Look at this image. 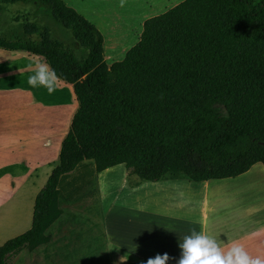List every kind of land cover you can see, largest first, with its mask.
<instances>
[{
    "label": "trees",
    "instance_id": "trees-1",
    "mask_svg": "<svg viewBox=\"0 0 264 264\" xmlns=\"http://www.w3.org/2000/svg\"><path fill=\"white\" fill-rule=\"evenodd\" d=\"M29 2L51 9L80 54L28 21L21 36L2 28L0 48L42 57L72 85L78 109L30 229L0 246V264L48 242L62 214L60 183L86 161L96 173L124 165L149 182L221 180L264 166V0H182L145 20L111 65L101 32L63 0L0 6Z\"/></svg>",
    "mask_w": 264,
    "mask_h": 264
},
{
    "label": "crops",
    "instance_id": "crops-1",
    "mask_svg": "<svg viewBox=\"0 0 264 264\" xmlns=\"http://www.w3.org/2000/svg\"><path fill=\"white\" fill-rule=\"evenodd\" d=\"M12 26L15 28V24L2 28L8 29L9 33ZM132 37L130 35L129 38L134 41ZM105 40L107 51L117 50L114 49L117 44L109 35L103 38V55ZM40 60L43 58L26 51L0 48V223H5L8 212L14 213L10 214L13 217L18 215V207L21 209L23 205L22 188L36 187L44 180L47 181L51 171L58 165L62 141L78 109L71 84L59 81L53 95H49L43 88L34 89L28 85L30 73L23 69L29 63ZM123 175L128 178L130 188L141 184L134 175L129 176L130 171L126 168ZM131 178L135 183H129ZM178 180L164 179L156 182L165 185L176 184L174 182H180ZM195 184L196 188H203L205 206L211 202L207 207H213L211 212H202L197 220L167 213L166 210L156 212L159 215H155L150 213L151 208L144 210L133 205H120L109 210L120 217H126L109 229L112 243L109 252L103 253L104 245H100L98 252L96 247V264H136V261L145 264L149 257L165 252L178 259L180 240L193 229L203 231L218 243L238 242L245 250L264 245V240L257 241L264 237L262 163L254 164L247 172L234 178ZM35 197L32 202L28 201L30 208V204L34 207ZM153 217L159 222H153ZM176 259L170 260L169 264H176ZM46 264H49V258Z\"/></svg>",
    "mask_w": 264,
    "mask_h": 264
},
{
    "label": "rangeland",
    "instance_id": "rangeland-1",
    "mask_svg": "<svg viewBox=\"0 0 264 264\" xmlns=\"http://www.w3.org/2000/svg\"><path fill=\"white\" fill-rule=\"evenodd\" d=\"M63 1L92 23L104 39L112 36L117 44L114 49L117 50L107 51V41H104V60L107 65H111L121 61L126 52L138 42L145 20L166 12L182 0H126L124 7H120V0ZM27 21L48 29L54 38L71 45L74 52L80 54V49L72 41L71 33L54 20L48 6L33 2L0 6V30L6 25L15 24V28L12 26L11 33H8L9 36H21L22 25ZM130 35L134 41L130 40ZM124 171V165H118L96 173L93 162L81 164L60 183L59 207L62 214L45 231L48 242L33 250L25 248L10 255L6 264H46L47 258L49 264H96L94 252H98L100 245H104L103 253L109 252V229L126 217L108 212L120 205H133L144 210L151 208L155 211L150 210V213L155 215H159L156 212L166 210L167 213L181 214L196 220L200 219L202 212L213 209L212 206L207 207L211 202L205 206L203 188H196L197 184L188 179L180 178V182H174L176 184L163 185L162 182L141 181L134 175L141 184L130 188L128 178L123 175ZM129 176L133 177L131 173ZM131 180L130 184L135 183L134 179ZM45 182L44 180L36 187L22 188L23 205L21 209L18 207V215L13 217L10 214L14 213L8 212L5 223H0V246L29 230L33 207L32 204L31 208L28 206V201L32 202ZM10 206L13 207V204ZM153 222L159 220L153 217ZM262 240L264 237L257 241ZM246 251L252 257H264V245H257L256 249Z\"/></svg>",
    "mask_w": 264,
    "mask_h": 264
},
{
    "label": "clouds",
    "instance_id": "clouds-1",
    "mask_svg": "<svg viewBox=\"0 0 264 264\" xmlns=\"http://www.w3.org/2000/svg\"><path fill=\"white\" fill-rule=\"evenodd\" d=\"M126 0H120V7H124ZM23 71H27V83L31 88H43L49 95L58 89L61 76L45 60L29 63ZM222 243L224 246H222ZM218 243V241L195 229L180 240V256L178 259L170 257L167 252L157 253L149 257L145 264H169L176 259V264H264V257H252L238 242Z\"/></svg>",
    "mask_w": 264,
    "mask_h": 264
}]
</instances>
